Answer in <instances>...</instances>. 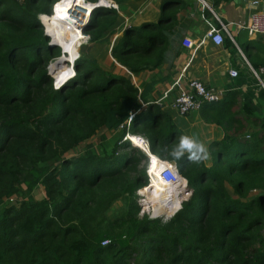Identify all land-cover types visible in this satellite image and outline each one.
<instances>
[{
    "label": "trees",
    "instance_id": "obj_1",
    "mask_svg": "<svg viewBox=\"0 0 264 264\" xmlns=\"http://www.w3.org/2000/svg\"><path fill=\"white\" fill-rule=\"evenodd\" d=\"M52 2L0 0V264H130L136 255L141 264H264V123L240 134L237 117L252 112L245 107L234 111L230 94L203 105L200 116L222 127L224 138L210 146L213 169L195 167L194 177H188V155H171L180 141L175 125L160 124L165 114L147 100L153 84L139 92L94 60L76 61L67 47L80 45L83 33L72 29L64 38L62 21L47 18ZM33 7L46 14L42 24L68 64L58 60L51 66L56 89L46 68L58 51L47 46ZM116 23L114 9H94L83 32L97 42L112 35ZM165 32L163 21L126 31L111 56L130 75L158 69ZM140 102L151 111L133 117L110 154L103 150L101 157L65 158L102 127L117 131ZM125 133L145 136L150 154L175 161L188 182L177 198L159 193L157 214L168 216L181 208L162 228L160 219L109 222L106 216L117 200L131 194L137 199L136 192L147 184L146 175L130 176L148 158L129 142H119ZM217 172L235 176L236 199L218 188ZM40 186L47 197L37 202L32 194ZM151 189L141 192L145 205L151 204Z\"/></svg>",
    "mask_w": 264,
    "mask_h": 264
},
{
    "label": "crops",
    "instance_id": "obj_2",
    "mask_svg": "<svg viewBox=\"0 0 264 264\" xmlns=\"http://www.w3.org/2000/svg\"><path fill=\"white\" fill-rule=\"evenodd\" d=\"M204 1L208 8L202 9L197 0H122L118 4L112 1L117 6V9H114L117 12L114 34L125 20H128L134 28L163 21L166 28L167 45L159 49L162 52L159 63L163 64L153 71H142L135 77L130 75L133 84L139 92L144 86L153 84L147 100L150 104L156 105L162 115L165 114L160 124H174L178 135L183 128L177 119L178 116L170 108L175 94L170 88L180 75L187 79H196L207 87L219 91L221 100L229 94L233 95L231 100L235 103L234 111L240 112L241 108L245 107L252 112L251 116L237 117L241 121V126L248 123L251 125L249 133L256 131L261 123H264L262 95L264 88L251 74L247 63L252 69H254L252 65H256V69L264 68V35L249 36L246 31L237 27V24L247 21L253 12L251 0ZM102 4L101 2L100 5ZM260 7L264 11V0H260ZM216 18L226 26L232 38L230 40L222 34L223 41L220 46H216L205 37L208 30L207 23L219 27ZM80 21L72 24L78 25ZM185 37L199 45L193 54L181 44ZM229 70H235L238 73L237 77L231 78ZM260 81L264 86V74L260 75ZM149 111L151 109H148V104L140 102L139 109L133 112L135 115L146 116ZM189 116L178 118L186 120ZM185 122L190 129H201L200 135L210 141V146L224 138L222 127L205 122L201 116ZM235 127L237 126L234 124L233 128ZM155 157L159 158L157 155Z\"/></svg>",
    "mask_w": 264,
    "mask_h": 264
},
{
    "label": "rangeland",
    "instance_id": "obj_3",
    "mask_svg": "<svg viewBox=\"0 0 264 264\" xmlns=\"http://www.w3.org/2000/svg\"><path fill=\"white\" fill-rule=\"evenodd\" d=\"M14 1H16L18 4H21L23 2V0H14ZM62 1L63 0H54V2H52L53 4L50 7L51 14L47 15L48 16L47 18L55 19L54 18L55 17V11H56L55 7L58 6ZM73 1H75L74 3L80 7L79 0H73ZM104 1H106V0H104ZM104 1L102 3H105ZM97 2H98V0H96L95 2H89V3H92V5H93ZM83 3L86 6L82 9L83 14H82L81 21H84V18L85 19L87 18V16H88L87 14L90 12V9L92 8L91 6H90V8L87 6V1H84ZM86 9H88L87 14H86V16H84ZM98 9H110V8L100 6V7L96 8L95 10H98ZM31 12L37 16L38 22L43 28L44 35L45 36L47 35L46 36L48 38L47 46H49L51 48H56L54 50L58 51L55 54V56L53 58H51L48 66L46 68L48 76L52 79L53 89H56L57 87L55 85V78L52 75L53 73L51 72V66L56 61L62 60V58H64V54L62 53L61 49L56 44H55V46L52 45L53 40L50 37V35L47 34L46 28L42 24V19L44 18V17H42V15H46V14H38L36 7H33ZM66 18L67 17H65V19L63 18V20L61 22L62 28H63V31H62L63 34L62 35L64 38L69 37L70 31H72V29L75 30V28L81 23V21H80V23L78 25H73L71 23V21L68 22ZM89 21H90V19H89ZM89 21L87 22V24L89 23ZM87 24H86V26H87ZM139 27L134 28V27H132V24H130L128 20H125L124 22H122L119 25V28L117 30L118 34L117 33L114 34V32L112 35L107 34L101 40H99L97 42H91L90 37L83 32L84 39L83 40L80 39V42H81L80 45L69 46V47H67L68 48L67 51H69L70 54L78 56L76 61H79L80 59H81V61L82 60H84V61L94 60L97 62L98 66L102 70L110 72L115 77H119L121 79L127 80L133 84V80H132L129 72L125 68H123L119 64H117L115 62V60L112 58L111 49L113 47H118V45H120L122 42H124V40L126 38V35H125L126 31H131L133 29L135 30V29H138ZM78 28L80 29V26H78ZM66 65H68V64H65V66ZM73 66H74V64H73ZM70 67H72V66H70ZM72 69H73V67H72ZM72 73H73L72 79H74V77L77 78L74 70ZM133 76L135 77V75H133ZM96 77H97V75H95V77L93 79H96ZM174 114H175V112H174ZM199 114L200 113L195 114V115L193 114L192 116L187 117L186 120H188V121L193 120L196 116H200ZM177 119L183 128L182 130H184V131L181 130L182 132L181 131L179 132L181 134L178 135V138L181 136L195 137L198 139L199 142H201L208 149V152H209V159L204 160V161H191L188 165V169L186 170V175L188 177H194L195 171H196L194 169L195 167H204L207 170L213 169L212 166L214 163V158L212 155V150L209 147L210 141L205 140L204 137L202 135H200L201 129H198V128H195L196 130L190 129V127L185 122L186 121L185 119H181L178 117H177ZM250 126L251 125L248 123L243 124V126L239 129V133L240 134H249V130L251 128ZM122 132H123V129H120V128H118L117 131H110V130H107L106 128L102 127L97 135H95L91 139H88L87 141L79 144L73 151H70L69 153H67L65 155V158L66 159H80L81 157H89L90 156L89 153H94L97 157H101L103 155V150L108 151L107 153L110 154L111 146L114 145L115 140L117 139L118 135H120V133H122ZM103 138H106V140H103ZM122 141H123V136L119 142L123 143ZM131 141H132V139H131ZM125 151L129 152V150H125ZM119 152H121V151H119ZM107 153L105 155H108ZM120 154L121 153H119V155ZM105 155H104V157H105ZM160 159H162V158H160ZM172 162H174V164L177 166V163L175 161H172ZM148 167H149L148 161L145 160V161L141 162L137 166V172L135 174L130 172L131 178L139 177L141 179H144ZM206 177H207V179H209V176H206ZM217 177H218V181H219V183L217 184L218 188H222L223 192L227 193L229 196L236 199L237 196H235L233 193V180L235 179V176H232L231 174H226L223 172H217ZM151 183H152V181H151ZM187 184H188V182H187ZM204 185H206V184H204ZM127 186L128 185H126L125 187H127ZM150 187L152 188L151 193L153 192L152 196H151V201H150L151 204L145 205L141 198H140L141 200L139 198L136 199V197H134L133 194H131L130 196L124 197L122 199H119L111 206L109 211L106 213V216H107L109 222H113L116 219H119L121 217H125L127 219L136 218L137 220H152V219H150V217H153L154 213L153 212L151 213V208H150L151 206L150 205L154 206L153 210H155V212L157 214V212L162 207L161 201L163 198H161L159 195V190H160L159 187H157L159 190L157 188H155L152 184H150ZM181 192H182V189H181ZM168 193L169 192H167V194ZM32 197H33L34 201H37V202L42 201L43 199H45L47 197L45 189L42 186L38 187L33 192ZM166 197H168V196L166 195L164 197V199H166ZM173 198H176V196H173ZM15 199L16 198H14V200ZM212 201L213 200H211L210 205L213 203ZM208 202H209V199L207 200L206 203L205 202L203 203V206H207ZM156 203H158V204H156ZM11 204H14V202H12ZM155 205H159V208L157 209V207H155ZM181 207H182V205H181ZM210 207H211V210H213L212 206H210ZM161 219L162 220H156V221H158L157 225L162 228L164 225H166L170 221L171 218L165 219L164 217H161ZM176 229H178V228H175L174 230H176ZM183 229H185L188 233H192L191 231H188L187 225H185L183 227ZM139 256L140 255H136V256L132 257L131 260L129 261V263L130 264H141Z\"/></svg>",
    "mask_w": 264,
    "mask_h": 264
},
{
    "label": "built area",
    "instance_id": "obj_4",
    "mask_svg": "<svg viewBox=\"0 0 264 264\" xmlns=\"http://www.w3.org/2000/svg\"><path fill=\"white\" fill-rule=\"evenodd\" d=\"M103 1L104 0H98V2L93 5L92 3L87 2V4L90 5L92 8L90 9V12L87 14L88 15L87 19H85L80 26L82 33L94 9L100 6L108 7L111 9H117V6L110 0H106L104 1L105 2L104 5H100L101 2ZM197 2L201 5L202 9L208 8V5L205 3L204 0H197ZM250 5L254 9L253 12L249 15L247 21L237 24V27L241 30L246 31L249 36L264 35V11L260 7V0H251ZM216 20L219 21L217 18ZM207 25H208V30L206 32L205 37L210 39L211 42L214 43L216 46H220L222 44L223 41L222 34H225L230 40H232L228 29L220 21H219V27H215L214 25L209 23H207ZM181 44L192 54L199 47V45H197L194 41H192L190 38L187 37L183 38ZM247 66L249 67L251 74L258 80L260 85L264 88L262 82L260 81V75L264 74V68H260L259 70L256 71L252 69L248 65V63ZM237 75L238 73L235 70H229V76L231 78H235L237 77ZM170 90L174 91L175 93L173 100L170 103V108L172 111L175 112V114L178 117L181 118L199 112L203 107V105L205 104H215L221 100V93L219 91L215 90L214 88L207 87L206 85H204L203 83H201L196 79H191V78L187 79L183 75H180L174 81V83L171 85ZM157 103L158 102H155V104ZM142 106L144 105L142 104ZM134 116H135V112H130L127 120L123 124H121L119 128L123 130L124 129L128 130ZM130 135L131 134L129 133H125L122 142H129ZM136 139H138L139 143L143 144L146 147V149L149 150V141L145 136L137 134ZM137 148L139 149V147ZM140 150L143 153L145 152L144 149H140ZM147 161L149 162V167L146 171L147 184L136 192L138 198L139 199L141 198L140 197V195L142 194L141 192H143L144 190L150 187L152 181L150 168L153 166H157L158 169L157 179L162 181L163 184H165V187L168 188L169 193L167 194V196H169V198L176 196L177 198L179 195H181V189L183 188L182 182L184 181L187 184V181L180 175L178 168L174 164V162L163 160L160 158H154V160H152V158H148ZM180 187L182 188L180 189ZM168 202H170V199L166 201L164 206H166ZM159 205H155V207H157L158 209ZM150 208H151V213L152 212L154 213L153 217H150V219H160V220H162L161 217H164L165 219L172 218L176 214V212L181 209L180 208L179 210H175L171 215L167 216L162 214H156L155 210H153L154 206L152 205ZM108 243L109 241L107 240L103 241L102 246H106Z\"/></svg>",
    "mask_w": 264,
    "mask_h": 264
},
{
    "label": "bare ground",
    "instance_id": "obj_5",
    "mask_svg": "<svg viewBox=\"0 0 264 264\" xmlns=\"http://www.w3.org/2000/svg\"><path fill=\"white\" fill-rule=\"evenodd\" d=\"M75 1H73V0H63L58 6H56L55 7V16L58 18L59 17V19L62 21L63 20V18L65 19V17H67L66 19H67V21L69 22V21H71V23H75L76 21H80V19L82 18V12H83V8L86 6L83 2V0H79V5H80V7L79 6H77L75 3H74ZM104 4V3H103ZM88 6V5H87ZM89 7V6H88ZM87 10L88 9H86V11H85V13H84V16H86V14H87ZM84 18V17H83ZM85 19V18H84ZM83 23V21H81V23L78 25V26H81V24ZM78 26L75 28V30L74 31H79L80 29L78 28ZM133 138L132 139V141L133 140H135L136 142H132L131 141V139H129V142L133 145V146H135V147H139V149H144V155L145 156H147V158H152V160H154V158L152 157V155L150 154V152H149V150L148 149H146V147L143 145V144H140L139 143V141H138V139H136V136H132V135H130V138ZM148 152H149V154H148ZM160 164V163H159ZM151 169V171H150V174H151V176H152V185L155 187V188H157V187H159V189L161 190H159L158 188V190H159V193H161V194H167V192H168V188L167 187H165V184H163V183H160L159 181H158V179H157V171H158V169H157V166H153V167H151L150 168ZM157 185V186H156ZM186 186H187V184L184 182V184H183V188H182V191L186 188ZM180 188V189H181Z\"/></svg>",
    "mask_w": 264,
    "mask_h": 264
},
{
    "label": "clouds",
    "instance_id": "obj_6",
    "mask_svg": "<svg viewBox=\"0 0 264 264\" xmlns=\"http://www.w3.org/2000/svg\"><path fill=\"white\" fill-rule=\"evenodd\" d=\"M188 154L190 161H204L209 159L208 149L195 137L181 136L179 145L171 153L172 156L179 159Z\"/></svg>",
    "mask_w": 264,
    "mask_h": 264
},
{
    "label": "water",
    "instance_id": "obj_7",
    "mask_svg": "<svg viewBox=\"0 0 264 264\" xmlns=\"http://www.w3.org/2000/svg\"><path fill=\"white\" fill-rule=\"evenodd\" d=\"M46 36H47V35H46ZM52 45L55 46V43H53V41H52ZM62 60H63L64 65L67 64L66 59L64 60V58H62ZM56 62H57V61H56ZM56 62H55L54 64H56ZM71 66L73 67V63L71 64ZM72 67H71V69H72ZM51 72H52V71H51ZM64 82H65V81H64ZM64 82H63V83H64ZM63 83H61V84H63ZM61 84H60V85H61Z\"/></svg>",
    "mask_w": 264,
    "mask_h": 264
}]
</instances>
